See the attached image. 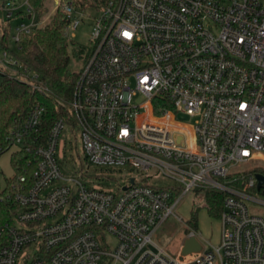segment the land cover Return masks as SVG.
<instances>
[{
    "label": "built area",
    "instance_id": "obj_1",
    "mask_svg": "<svg viewBox=\"0 0 264 264\" xmlns=\"http://www.w3.org/2000/svg\"><path fill=\"white\" fill-rule=\"evenodd\" d=\"M40 1L0 0V22L24 9L17 47L42 23ZM52 1L66 37L89 17L77 0ZM89 41L68 117L42 134L36 104L11 130L31 175L10 179L15 209L0 225V264H264V201L247 193L260 192L264 170V0H108ZM2 52L0 67L41 91L38 76ZM63 135L79 139L88 167L125 170L124 183L113 191L65 177ZM207 190L222 195L219 244L191 232L201 251L180 260L182 246L174 255L152 237L185 195Z\"/></svg>",
    "mask_w": 264,
    "mask_h": 264
},
{
    "label": "trees",
    "instance_id": "obj_2",
    "mask_svg": "<svg viewBox=\"0 0 264 264\" xmlns=\"http://www.w3.org/2000/svg\"><path fill=\"white\" fill-rule=\"evenodd\" d=\"M68 2L70 0H62ZM108 0H77L84 8L100 11ZM43 1L35 6L40 21L39 10ZM23 17L22 12L16 15ZM11 21L0 22V52L7 51L17 63L27 71L38 76L36 86L26 80L19 79L13 69L0 67V156L11 148V130L19 124L30 109L38 104L44 107L45 113L41 133L46 134L55 121L68 117V105L72 99L78 72L70 70V42L65 36L66 18L57 10L50 23L33 30L30 35H22L16 54L8 48ZM31 156L24 152H14L10 164L14 170L15 180L20 176L30 179ZM264 176V170L260 171ZM10 180L5 189H0V225L11 220V212L15 209L7 196L11 194ZM264 195V186L260 189ZM210 212L222 209V195L208 193Z\"/></svg>",
    "mask_w": 264,
    "mask_h": 264
},
{
    "label": "rangeland",
    "instance_id": "obj_3",
    "mask_svg": "<svg viewBox=\"0 0 264 264\" xmlns=\"http://www.w3.org/2000/svg\"><path fill=\"white\" fill-rule=\"evenodd\" d=\"M22 0H18L20 4ZM21 9L20 12H23ZM40 27L45 26L51 22L55 12L54 4L52 0H44L40 10ZM85 16H89L83 19L80 26L73 33H68V41L70 42L69 52L71 55L70 70L80 72L85 66L91 51V44L89 41L90 26L95 18L98 17V11L94 8H89L84 11ZM21 23H27L26 21L18 18L11 22L9 29V42L8 48L16 54L17 46L12 41V36L15 34V28ZM5 24V21H4ZM0 52V56L2 55ZM143 99H137V103H141ZM178 121L193 125L194 118L189 116L178 114ZM65 143L64 156L59 152L58 157L61 159L62 173L65 177L72 175L74 172L77 174H83V180L89 178L92 184L102 185V189L116 190V186L122 185L124 179L128 176L125 170H108L98 169L96 167L89 166L85 163L81 150L80 141L76 136L63 135L60 140V147ZM16 151L14 147L10 148L7 152L0 156V189L3 190L6 187L8 180L15 176L14 170L11 167L10 160L11 155ZM262 166L263 163H261ZM264 168V167H263ZM240 170H247V168L241 167ZM87 172V174H85ZM133 175V174H132ZM104 177L103 181H99L98 177ZM257 181V180H256ZM153 185L165 186L169 185L167 180H156L152 182ZM214 193L213 191L198 192L193 191L185 195L175 208L174 216H170L155 232L152 237L153 241L161 248L165 249L169 253L174 255L180 250L186 237L189 233H195L196 237L204 244L206 243L217 246L220 241L221 224L220 216L221 210L209 211L207 194ZM248 194L264 201V195L258 193L256 189H250ZM110 247L114 246V240L109 239Z\"/></svg>",
    "mask_w": 264,
    "mask_h": 264
},
{
    "label": "water",
    "instance_id": "obj_4",
    "mask_svg": "<svg viewBox=\"0 0 264 264\" xmlns=\"http://www.w3.org/2000/svg\"><path fill=\"white\" fill-rule=\"evenodd\" d=\"M257 180V190H260L264 186V176L261 174H256L255 176ZM132 182V181H131ZM201 251V245L197 242L194 237H189L185 239L182 248L180 250V260L187 255H191L193 253H198Z\"/></svg>",
    "mask_w": 264,
    "mask_h": 264
}]
</instances>
